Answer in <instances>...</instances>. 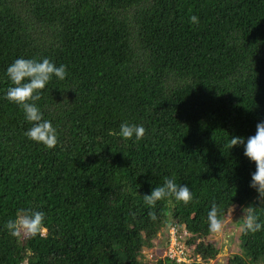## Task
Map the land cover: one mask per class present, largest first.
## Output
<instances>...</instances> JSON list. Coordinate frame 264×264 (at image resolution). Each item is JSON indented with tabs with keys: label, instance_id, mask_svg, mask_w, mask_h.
I'll list each match as a JSON object with an SVG mask.
<instances>
[{
	"label": "trees",
	"instance_id": "16d2710c",
	"mask_svg": "<svg viewBox=\"0 0 264 264\" xmlns=\"http://www.w3.org/2000/svg\"><path fill=\"white\" fill-rule=\"evenodd\" d=\"M18 58L66 66L36 101L54 149L25 136L31 125L5 98ZM261 121L264 0H0V264H151L173 224L191 234L190 264H212L213 205L222 222L253 206L264 224L255 164L230 142ZM121 122L143 125V139L123 140ZM166 176L191 200L149 208L143 195ZM22 209L45 213L43 235L8 232ZM241 241L215 264H264V228L243 225Z\"/></svg>",
	"mask_w": 264,
	"mask_h": 264
},
{
	"label": "clouds",
	"instance_id": "9594fccd",
	"mask_svg": "<svg viewBox=\"0 0 264 264\" xmlns=\"http://www.w3.org/2000/svg\"><path fill=\"white\" fill-rule=\"evenodd\" d=\"M192 24L198 23V17H190ZM5 75L10 81L5 98L18 107L24 114V119L31 126L25 132V136L47 149H54L57 145L56 129L49 120L43 118V114L36 104L41 98V90L55 77L63 81L66 78V66H56L48 58L42 60L18 58L6 69ZM143 125L121 122L118 135L125 141L138 142L145 136ZM231 145H243L244 156L255 164V171L251 174L249 187L254 189L261 201H264V121L256 125V133L246 140L241 137H232ZM172 197L177 202L184 204L191 200V192L187 185H177L174 177H164L162 185L152 187L150 193L144 194L146 206L153 207L158 201ZM244 227L250 232H257L264 228V224L257 221L253 212V206L243 208ZM155 219L153 213H149ZM45 213L42 211L20 210L14 220L6 223L8 232L13 237H35L43 235L47 229L44 226ZM223 228L222 221L218 218L217 208L212 206L208 212V230L212 234L219 233Z\"/></svg>",
	"mask_w": 264,
	"mask_h": 264
},
{
	"label": "rangeland",
	"instance_id": "374dc122",
	"mask_svg": "<svg viewBox=\"0 0 264 264\" xmlns=\"http://www.w3.org/2000/svg\"><path fill=\"white\" fill-rule=\"evenodd\" d=\"M245 206L233 209L232 212L222 222L223 228L219 233L210 236L209 238L216 242L220 248V254L217 259L212 262L223 263V261L232 254H240L243 252L241 232L244 225L243 208ZM162 237V236H161ZM184 241H188L187 237H183ZM193 248V245L190 249Z\"/></svg>",
	"mask_w": 264,
	"mask_h": 264
},
{
	"label": "built area",
	"instance_id": "2783aa9c",
	"mask_svg": "<svg viewBox=\"0 0 264 264\" xmlns=\"http://www.w3.org/2000/svg\"><path fill=\"white\" fill-rule=\"evenodd\" d=\"M168 242L164 248H160L156 242L154 247L146 252V258L151 264H156L161 259H169L175 261L177 264H190L193 261L192 248L187 245V241L191 234L187 231L185 226H178L173 224L167 229Z\"/></svg>",
	"mask_w": 264,
	"mask_h": 264
}]
</instances>
